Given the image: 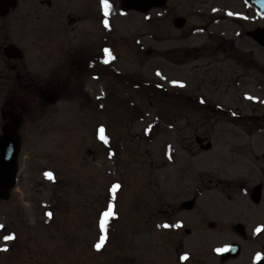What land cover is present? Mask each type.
<instances>
[{"label": "rangeland", "instance_id": "obj_1", "mask_svg": "<svg viewBox=\"0 0 264 264\" xmlns=\"http://www.w3.org/2000/svg\"><path fill=\"white\" fill-rule=\"evenodd\" d=\"M40 1L24 2L20 11L31 15L25 26L11 24L10 33L28 47L32 75L70 63L87 46H102L104 54L107 49L119 73L64 78L76 92L66 91L46 109L41 103L35 122L23 130L19 182L8 200L0 199V264L63 262L60 255L68 245L86 264L88 242L98 237L96 218L111 208L110 195L119 221L103 249H95L96 264H139L136 218L153 210L164 185L166 198L180 201L182 178L199 175L201 208L208 219L229 214L227 180L245 177L249 161L264 177V77L258 53L255 67L242 69L222 45L234 40L253 14L243 0H168L145 12L125 8L129 0H108L107 13L102 0ZM69 15L79 20L70 24ZM178 15L187 18L179 29L174 26ZM55 44L58 52L44 58L47 46ZM180 51L185 59L171 56ZM144 82L168 90L156 94V86ZM202 96L210 105L233 110L215 115L187 104ZM240 106L244 115L263 120L258 134L254 125L236 119ZM101 126L107 141L100 138ZM196 135L211 141V148L202 150ZM244 203L255 206L247 199ZM75 223L81 232L70 244ZM145 248L151 263L165 261L157 255L164 257L166 246Z\"/></svg>", "mask_w": 264, "mask_h": 264}, {"label": "flooded vegetation", "instance_id": "obj_2", "mask_svg": "<svg viewBox=\"0 0 264 264\" xmlns=\"http://www.w3.org/2000/svg\"><path fill=\"white\" fill-rule=\"evenodd\" d=\"M7 1L12 6L6 5V11L0 12V132L10 120L11 115L21 118L20 133L23 142V130L35 122L36 117L34 116L39 111L40 104L42 103L46 109L52 103L50 96L43 98L44 91L53 90L64 95L65 91L70 90L63 83L64 68L69 69L73 75L84 68V63L79 64L77 60L68 64L59 63L51 67L47 74L32 75L27 58L30 54L28 47L10 37L11 24L25 26L26 16L31 15L28 14L29 11H26V14L20 11L24 2L29 0ZM45 1L40 2L44 4ZM243 4L248 6L247 13L253 14H250L245 22V28L235 34L234 40L224 41L222 45H227V47L223 49L227 52V58L242 69L255 67L253 56L258 53V59L255 58L261 65L258 69L264 77V0H243ZM32 10L33 13L37 12L38 5ZM257 28L262 29L261 41L253 35ZM13 43L22 49L21 58H11L7 55L6 47ZM51 47L52 49L47 46L43 52V57L46 54V59L50 58V60L59 50L56 44ZM89 71L91 72L92 68H89ZM106 72L107 66L102 63L99 76ZM261 82L264 83V78ZM39 94L42 100L38 99ZM237 110L239 123L243 125L242 123L247 122L246 124L254 125L255 134H258V127L263 121L261 117L256 115L246 117L241 106ZM249 162L251 165L243 167L246 169V172H243L245 177H230L227 180L225 190L228 193L227 202L230 204V212L229 214L219 212L221 216L214 215L208 219L205 216L200 203L203 194L199 175L192 176L186 182H184L186 178H182L183 188L181 189L184 198L180 201L166 198L163 183L162 198L153 201L151 212L147 208L148 212L142 217L143 224L141 217L136 218L139 237L138 263L153 264L149 260L152 256H148L149 249L145 248V244H162L167 247L163 253L164 257L157 255L158 259H165L161 261L162 264H264V209H261L264 204V177L262 178L260 174L262 170L252 160ZM167 191L170 194V189ZM245 199L254 203L255 206L252 208L245 204ZM258 209H261L262 214L257 212ZM139 210L140 208H138V215ZM179 214L182 217L181 220H173ZM82 225L90 228L88 221L83 220ZM73 226L76 228L77 224ZM96 228L98 230V221ZM258 228L259 231H257ZM77 232L80 233L81 230L79 228L72 230L70 244L78 237ZM218 237L221 239L217 240ZM56 238L53 235L49 236V239L55 240ZM88 243L89 249L87 250L90 260L86 264H96L95 240L92 238ZM218 249H223V251H218ZM60 256L63 262L55 264H85L75 258L74 250L69 245L66 253Z\"/></svg>", "mask_w": 264, "mask_h": 264}, {"label": "water", "instance_id": "obj_3", "mask_svg": "<svg viewBox=\"0 0 264 264\" xmlns=\"http://www.w3.org/2000/svg\"><path fill=\"white\" fill-rule=\"evenodd\" d=\"M167 0H129L125 7L130 9H138L140 11H147L152 7L163 6ZM9 6L7 0H0V12L6 11L5 7ZM186 18L178 16L174 19V25L179 28L186 24ZM70 23L75 22V18H70ZM262 29L258 28L253 32L254 37L258 40H262ZM17 47L15 45H9L6 47L8 56H19L16 53ZM43 95L45 97H52V101L58 99V95L53 90H45ZM20 119L15 116L11 117V120L6 123L3 133L0 134V198L8 199L10 195V189L17 184V172H18V155L21 149V136L19 134ZM197 141L200 143L201 148L204 150L210 149L212 146L211 141L204 144L205 139L200 136H196Z\"/></svg>", "mask_w": 264, "mask_h": 264}, {"label": "trees", "instance_id": "obj_4", "mask_svg": "<svg viewBox=\"0 0 264 264\" xmlns=\"http://www.w3.org/2000/svg\"><path fill=\"white\" fill-rule=\"evenodd\" d=\"M174 51H172V53H173ZM173 58H175V59H178L179 61L180 60H183V59H185L186 58V56L183 54V52L182 51H180V52H176L175 54H172L171 55ZM109 65H111V72L112 73H114V71L116 72V70H115V68H114V65H112V62H110V64ZM121 76V75H120ZM144 79V78H143ZM146 80V79H145ZM127 82V85H129L130 83H129V81H126ZM148 84H152V85H154V86H156V94L158 93V92H160V90H161V92H163V91H167L166 90V88L163 86V85H161L160 83H158V82H148V83H146V82H144V85L145 86H148ZM125 85H126V83H125ZM138 89H141V88H138ZM143 90V89H142ZM76 92V90H74V92L73 93H75ZM151 96L152 94L151 93H149L148 94V96ZM155 95H153V97H154ZM155 97H158L157 95L155 96ZM197 98V97H196ZM191 100L192 101H195L194 103H192L191 102ZM187 104H189L190 105V107H192L193 108V106H196V107H198V108H201L202 110H204V111H206V112H213V113H215V115H220V113H223V112H225V111H223L222 109H221V107H219V106H213V105H207V103L205 102V101H202L201 99H199V97H198V99H197V101L196 100H193V98L191 97V98H189V100H188V103Z\"/></svg>", "mask_w": 264, "mask_h": 264}, {"label": "snow or ice", "instance_id": "obj_5", "mask_svg": "<svg viewBox=\"0 0 264 264\" xmlns=\"http://www.w3.org/2000/svg\"><path fill=\"white\" fill-rule=\"evenodd\" d=\"M102 3H103V5H104V10H105V12L107 13V11H108V8H109V3H108V0H102ZM107 23V22H106ZM105 51H108L107 49L105 50ZM100 133H101V136H100V138L102 139V140H105V141H107V137L104 135V128H103V126H101V128H100ZM48 175L51 177V173H48ZM120 187V185L119 184H117V185H115L114 186V190H115V188H119ZM115 213H113V212H111V210H109V211H107V212H105L104 213V216H105V218H107L109 215H114ZM49 215H52V213H49ZM102 226H103V224H102ZM0 227H2V225H0ZM260 229L258 228L257 229V231H259ZM12 237H6L5 239H11ZM100 245H97V247H99ZM218 251H223V249H218Z\"/></svg>", "mask_w": 264, "mask_h": 264}]
</instances>
